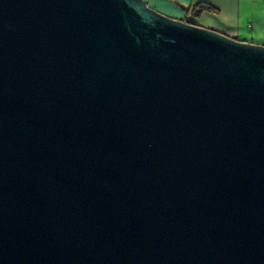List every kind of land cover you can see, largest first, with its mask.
Masks as SVG:
<instances>
[{
	"label": "water",
	"instance_id": "95a60500",
	"mask_svg": "<svg viewBox=\"0 0 264 264\" xmlns=\"http://www.w3.org/2000/svg\"><path fill=\"white\" fill-rule=\"evenodd\" d=\"M0 264H264V45L0 0Z\"/></svg>",
	"mask_w": 264,
	"mask_h": 264
},
{
	"label": "crops",
	"instance_id": "0c3cea01",
	"mask_svg": "<svg viewBox=\"0 0 264 264\" xmlns=\"http://www.w3.org/2000/svg\"><path fill=\"white\" fill-rule=\"evenodd\" d=\"M157 11L221 32L239 41L264 45V0H145ZM208 4L216 12L194 17L192 7Z\"/></svg>",
	"mask_w": 264,
	"mask_h": 264
},
{
	"label": "trees",
	"instance_id": "16d2710c",
	"mask_svg": "<svg viewBox=\"0 0 264 264\" xmlns=\"http://www.w3.org/2000/svg\"><path fill=\"white\" fill-rule=\"evenodd\" d=\"M203 12H216V9L213 8L212 6L204 3L197 4L192 7V13L194 17L200 16L201 13Z\"/></svg>",
	"mask_w": 264,
	"mask_h": 264
}]
</instances>
